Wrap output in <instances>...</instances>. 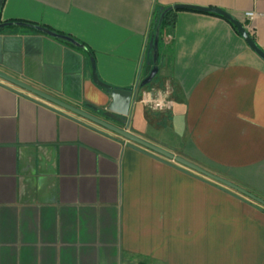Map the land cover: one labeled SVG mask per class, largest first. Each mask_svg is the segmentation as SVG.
Returning a JSON list of instances; mask_svg holds the SVG:
<instances>
[{"label": "crops", "instance_id": "crops-1", "mask_svg": "<svg viewBox=\"0 0 264 264\" xmlns=\"http://www.w3.org/2000/svg\"><path fill=\"white\" fill-rule=\"evenodd\" d=\"M173 6L253 13L264 53V0H3L0 26L33 23L80 47L10 23L0 72L81 109L103 104L92 64L102 84L134 90L154 13ZM159 47L172 107L136 103L126 130L264 200V62L227 21L192 11ZM141 262L264 264V209L0 79V264Z\"/></svg>", "mask_w": 264, "mask_h": 264}, {"label": "water", "instance_id": "water-1", "mask_svg": "<svg viewBox=\"0 0 264 264\" xmlns=\"http://www.w3.org/2000/svg\"><path fill=\"white\" fill-rule=\"evenodd\" d=\"M2 0H0L1 3ZM174 11H192L202 14H211L215 16H219L225 21H227L236 31V33L241 37V39L244 41L248 49L256 55L262 62H264V53L257 47V45L252 41L250 38L247 30L243 26V24L234 19L232 16L227 14L226 12L217 9V8H200V7H193V6H173L171 8ZM163 15L160 16L155 32H154V38H153V51H152V63L153 68L150 71L148 77L143 80L139 87L143 88L151 84L154 77L157 74V58H158V38H159V29L160 24L162 21ZM3 27V25L0 26V28ZM36 31L43 33L45 35L58 38L55 34H53L50 31H47L43 28H35ZM69 43H71L73 46L80 47L79 44L74 42L71 39H66ZM0 79L16 86L17 88H20L21 90L27 91L30 94H33L40 99L58 107L62 110H65L67 112H70L71 114H74L75 116H78L120 138L125 140L128 143V146L132 148L133 150L150 157L156 161H159L161 163H164L166 165H170V163H173L182 169H186L190 172H193L197 175H201L203 177L208 178L212 182L218 184L220 187L224 188L225 191L230 194L231 196L240 199V197L248 199L253 201L255 204L259 205L264 209V200L257 198L256 196L250 194L249 192L239 188L238 186L219 178L218 176H215L213 174H210L209 172H206L205 170L199 168L198 166L180 158L177 156H174L170 152L161 149L151 143L146 142L145 140L138 138L134 136L133 134L129 133L126 130V124L127 119L130 114V111L133 107V90H120V89H113L109 86H106L98 81L97 77L94 73V67L92 64V81L93 84L103 90L105 96H106V102L103 104L98 105H85L84 109H81L79 107H75L72 105H69L67 103H64L52 96H49L43 92H40L22 82L19 80H16L14 78H11L3 73L0 72ZM231 192L237 193L240 197L234 195Z\"/></svg>", "mask_w": 264, "mask_h": 264}, {"label": "built area", "instance_id": "built-area-1", "mask_svg": "<svg viewBox=\"0 0 264 264\" xmlns=\"http://www.w3.org/2000/svg\"><path fill=\"white\" fill-rule=\"evenodd\" d=\"M253 17V13H245L242 24ZM244 27L247 30V27ZM172 97L173 88L169 82H165L161 87L150 84L143 88L136 86L133 90V105L138 103L149 113L159 114L170 110L173 104Z\"/></svg>", "mask_w": 264, "mask_h": 264}, {"label": "trees", "instance_id": "trees-1", "mask_svg": "<svg viewBox=\"0 0 264 264\" xmlns=\"http://www.w3.org/2000/svg\"><path fill=\"white\" fill-rule=\"evenodd\" d=\"M2 4H3V0L0 3V11H1V8H2ZM176 13H177V11H174L171 8H165V9L161 10L160 12H155L154 13L153 21H152V24H151L150 36H149L150 39H149L148 49H147L148 56L152 57L154 32H155V29H156V26H157V23H158V20H159L160 16L163 15L162 21H161V24H160V29H159L158 52H159V49H160L159 40H160V38L162 36V33L173 28V26L175 24ZM208 15H211V14H208ZM211 16H215V15H211ZM215 17H219V16H215ZM219 18H221V17H219ZM10 23H18L19 25L26 26V27L30 28L31 30H34V31H36L35 28H43V29H46L47 31L52 32L51 30H49V29H47V28H45L43 26H39V25H36V24H33V23H29V22L12 21V22L3 23L2 25H3V27H5V26L10 25ZM243 26H246V24H243ZM3 27H1V28H3ZM233 30L235 31L234 28H233ZM36 32H38V31H36ZM52 33L55 34L56 36H58L59 39L68 42L66 40V39H69L67 36H63V35L55 33V32H52ZM248 34H249L250 38L252 39V41L255 43V40H254V37L252 36V34H250V32H248ZM138 264H146V263L145 262H141V263H138Z\"/></svg>", "mask_w": 264, "mask_h": 264}, {"label": "rangeland", "instance_id": "rangeland-1", "mask_svg": "<svg viewBox=\"0 0 264 264\" xmlns=\"http://www.w3.org/2000/svg\"><path fill=\"white\" fill-rule=\"evenodd\" d=\"M158 64H160V60H159V62H158ZM148 72L150 73V71H151V68H152V61L151 60H149V64H148ZM157 76L155 77V79L151 82V84L150 85H153V86H156V87H161L164 83H156V80H157ZM138 108H139V106H138Z\"/></svg>", "mask_w": 264, "mask_h": 264}]
</instances>
